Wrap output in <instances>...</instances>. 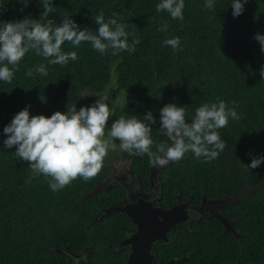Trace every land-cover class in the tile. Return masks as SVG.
Listing matches in <instances>:
<instances>
[{
	"label": "trees",
	"instance_id": "trees-1",
	"mask_svg": "<svg viewBox=\"0 0 264 264\" xmlns=\"http://www.w3.org/2000/svg\"><path fill=\"white\" fill-rule=\"evenodd\" d=\"M52 2L55 11L48 19L54 25L67 15L82 29L95 32V15L103 10L108 19L115 12L127 24L129 44L134 38L140 43L134 53L112 55L111 49L101 54L89 42L76 48L65 42L62 50L75 51L78 58L63 66L49 64L29 51L12 82L0 81V264H66L63 252L57 251L66 247L76 251L91 248L93 264L112 259L109 244L121 238L122 229L131 226L130 219L120 213L97 218L102 209L121 199L122 189L112 187L85 196L105 178L107 165L103 163L100 172L86 182L78 177L52 191L50 178L35 174L15 156V148L3 147L4 126L26 106L32 115L50 116L73 104L77 109L90 106L89 93L106 92L116 97V106L109 103L114 113L110 123L122 115L142 119L148 111L153 113L154 142L167 140L159 132V110L167 103L183 106L189 122L204 103L223 100L228 107L236 106L240 119L229 118L228 126L218 130L226 147L216 159L204 162L187 152L160 172L162 205L172 203L176 188L183 196L192 195L194 203L203 194L208 198L229 196L232 203L223 214L233 221L234 231L223 232V221L207 218L194 223L191 230L176 227L164 246V258L178 252L187 258L181 264H262L264 163L256 169L248 164L254 156H264V80L259 71L264 53L253 38L257 32L264 34V0H248L243 14L235 18L231 0H214L213 9H205V0H184L183 21L156 12L160 0ZM22 7L17 0H6L0 20L38 19L43 11L39 0H30L23 11ZM165 21L168 30L159 31ZM172 37L180 38L182 51L162 43ZM41 63L47 67V76L35 71L31 77L25 75L28 68ZM122 91L134 97L119 105ZM121 153L131 156L132 171L147 185L152 167L148 156ZM225 227L228 230L227 224Z\"/></svg>",
	"mask_w": 264,
	"mask_h": 264
},
{
	"label": "clouds",
	"instance_id": "clouds-1",
	"mask_svg": "<svg viewBox=\"0 0 264 264\" xmlns=\"http://www.w3.org/2000/svg\"><path fill=\"white\" fill-rule=\"evenodd\" d=\"M17 2L23 5L20 9L23 11L30 0ZM247 2L231 0L234 18L243 14ZM39 3L43 11L38 19L25 16L15 21L0 20V81L12 82L21 60L29 51L43 57L49 64L63 66L78 58L75 51L62 50L65 42L73 48L79 47L82 42H89L101 54L111 49L112 55L124 51L134 53L140 43L138 38H134L129 44L127 24L121 23L115 12L108 19H105L103 10L95 15L94 22L98 27L93 32L82 29L67 15H62V22L54 25V21L48 19L49 14L55 11L52 0H39ZM184 6V0H160L155 10L167 12L172 19L183 21ZM204 7L213 9L214 0H205ZM4 11L6 0H0V14ZM167 30L165 21L159 31ZM253 38L259 42L264 53V34L257 32ZM162 43L173 51H182L179 37L167 38ZM34 71L41 76L48 75L47 67L42 63L35 69L28 68L25 75L31 77ZM259 71L264 80V66ZM95 95L99 98L90 106L77 109L73 104L66 111L57 110L50 116L32 115L26 106L4 126L6 139L3 140V147L15 148V156L26 162L35 174L50 178V189L58 191L78 177L85 182L95 177L102 169L108 151L116 148L115 141H119L122 151L147 155L149 163L157 168L181 160L187 152L210 162L226 147V141L220 137L218 130L228 126L229 118L240 119L236 106L228 107L223 100L197 107L191 122L186 120L183 106L167 103L159 110V132L167 140L154 142L151 125L156 123V118L151 111L142 119L136 115H122L109 127V118L114 114L109 107V94ZM262 163L264 156H254L248 167L256 169Z\"/></svg>",
	"mask_w": 264,
	"mask_h": 264
},
{
	"label": "flooded vegetation",
	"instance_id": "flooded-vegetation-1",
	"mask_svg": "<svg viewBox=\"0 0 264 264\" xmlns=\"http://www.w3.org/2000/svg\"><path fill=\"white\" fill-rule=\"evenodd\" d=\"M152 169H153V175L150 178V173H149V177H148L149 183L147 185L143 184L141 178L132 171L131 156L125 157L121 153L120 161L114 162L111 165H107V174L105 178L100 182L101 183L100 191L103 190L107 191L112 187H121L122 189L121 199L112 202L111 204L121 203L124 200L127 201L129 195L135 197V199L144 198L154 203L155 204L154 206H160L164 210L171 208V206L174 205V203L175 204L179 202L183 203L184 208L187 210L186 220L179 222L178 224L175 225V227L171 228L168 231L167 241L157 240L152 243L151 254L154 255L152 264H165L166 262L172 259H181L182 262L187 260L186 256L184 255L180 256L178 252L171 254V256H169L166 259L164 258V255L166 253V248L164 246L171 241L170 231L176 227L183 226L185 230H191L192 225L194 223H198L204 218L215 219L219 221V219L216 216H221L225 218V220L227 221L226 223L228 227V230H226L225 225L222 224L223 232L234 231L233 221H230L223 214L224 208L232 203V198H230L229 196H222L220 198H208L206 197L205 194H203L200 198V201L194 203L192 195L183 196L181 195L179 188H176L172 203L170 205H162L161 204L162 181L160 178V172L162 171L163 167L157 168L152 166ZM97 219H99V216ZM130 222H131V226L124 227L122 229L121 238H119L115 243L109 244V247L112 248L114 255L112 259L108 260V262L105 264H119V262L121 261L123 262V264H126L127 254L129 253V246H125L121 242L125 238L130 237L135 230V224L131 221V219ZM214 226L217 228L216 224H214ZM91 252L92 249L88 247H85L80 251L70 250L67 248V250H64L62 254L64 256L66 264H93V261L90 260ZM209 264H213V262L210 261ZM226 264H234V263L227 262Z\"/></svg>",
	"mask_w": 264,
	"mask_h": 264
},
{
	"label": "water",
	"instance_id": "water-1",
	"mask_svg": "<svg viewBox=\"0 0 264 264\" xmlns=\"http://www.w3.org/2000/svg\"><path fill=\"white\" fill-rule=\"evenodd\" d=\"M152 175L153 169L151 167L150 178ZM100 184V182L96 183L93 190L87 192L85 196L90 197L97 194L101 190ZM154 205V203L144 198L135 199V197L129 195L127 201L111 204L98 214L101 218L111 213H122L127 215L135 224L132 235L121 242L125 246H129L126 264H152L154 257L151 254L152 243L157 240L167 241L168 231L187 218V210L184 208L183 203H174L167 210ZM216 217L223 221L225 225L227 224L225 218ZM63 250H67V247ZM57 251L63 252L61 249H57ZM181 262V259H172L165 264H179ZM262 264H264V260Z\"/></svg>",
	"mask_w": 264,
	"mask_h": 264
},
{
	"label": "rangeland",
	"instance_id": "rangeland-1",
	"mask_svg": "<svg viewBox=\"0 0 264 264\" xmlns=\"http://www.w3.org/2000/svg\"><path fill=\"white\" fill-rule=\"evenodd\" d=\"M110 93H111V90H109ZM122 96H121V99L119 100V105L120 104H124L126 102V100H130V99H133L134 95L129 93V92H126V91H122ZM89 98H90V101H91V104H93L99 97L96 96L95 94L93 93H89L88 94ZM116 99L115 96H112L109 94V103H113L114 100ZM113 106H116L115 103L112 104ZM109 107H110V104H109ZM111 108V107H110ZM111 123L110 121H108V126L110 127ZM120 158H121V149L119 148V143H116V148L114 150H109L108 151V154L107 156L105 157L103 163L105 165H111L113 164L114 162H118L120 161ZM124 161V160H123Z\"/></svg>",
	"mask_w": 264,
	"mask_h": 264
}]
</instances>
